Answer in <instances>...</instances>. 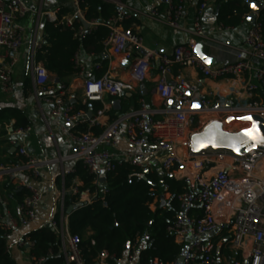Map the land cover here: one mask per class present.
Masks as SVG:
<instances>
[{"label":"built area","instance_id":"1","mask_svg":"<svg viewBox=\"0 0 264 264\" xmlns=\"http://www.w3.org/2000/svg\"><path fill=\"white\" fill-rule=\"evenodd\" d=\"M44 1L39 0V8L36 9L33 5L35 0H0V85L3 91L12 92L19 52L29 41L35 93L51 106V117L58 125H70L69 135L77 145L78 151L69 158L81 161L90 173L99 177L115 171L121 162L144 170L159 167V171L167 176L179 169L184 172L178 179L184 178L187 188L178 195L179 207L166 228L176 243L183 246L182 260L179 258L169 264H264V150L252 149L244 155L226 149L181 154L178 146L179 142L189 141L206 126L204 123L190 126L191 118L202 113L213 117L208 124L213 120L226 121L229 117L244 122L240 117L248 114L264 118V32L258 19L244 35V48L233 62L210 66L195 53V41L176 46L170 55L157 50H147L138 55L144 48L143 39L134 29L124 25L131 18L126 4L113 0L117 9L107 22L110 33L103 45L114 58L134 61L133 75L137 80L142 81L146 77L143 68H154L157 63L156 92L164 100L175 99L183 105L155 109L142 100L138 109L112 120L100 133H95L91 128L97 120L90 119L84 111L74 112V107L66 102L69 85L50 87L52 74L47 70L45 60L39 58V54L45 53L39 29L42 17L71 29L75 28L76 21H82L75 36L92 32L102 22L85 20L82 0H70L74 10L60 19L58 11L44 9ZM253 1L264 5V0ZM215 2L167 0L163 12L159 6H154L147 13L150 18L171 28L184 29L182 20L187 7L197 5L193 33L203 38V16L209 5ZM34 13L38 18L34 29L29 31L25 21ZM227 28L220 23L218 31ZM73 62L77 75L84 78L83 103L102 101L105 94L123 98L134 89L131 81L109 73L99 78L88 76L79 51ZM176 65L192 67L213 80L226 79L228 84L220 91L195 99L187 93V89H191L188 81L170 84L169 76ZM247 95L250 98H246ZM193 105H200V108ZM161 114L163 117L159 118ZM85 124L89 130L79 132L77 128ZM228 125L230 122L225 124V128ZM29 130L30 127L8 129L10 146L16 147L21 160L13 165L0 164V181L8 179L17 187L25 188L28 194L18 205V215L7 210L0 212V229L6 235L14 236L18 245H27L30 252L33 242L27 236V228L39 219L44 196L36 181L49 160L31 155L17 138ZM122 131L129 145L122 158L101 149L104 146L116 147ZM187 166L190 170H185ZM72 192L78 194L79 189L75 187ZM2 203L4 207L8 205L5 200ZM46 225L58 233L60 252L66 264H89L83 257L81 244L84 239L81 235L72 234L67 223L62 224L56 219H49ZM90 240L95 245V240ZM139 251L136 241L130 245L126 255L112 257L114 264H141ZM30 259L34 264L45 261V258H35L31 252ZM96 264H110L108 253L105 252ZM151 264L164 263L154 260Z\"/></svg>","mask_w":264,"mask_h":264},{"label":"crops","instance_id":"2","mask_svg":"<svg viewBox=\"0 0 264 264\" xmlns=\"http://www.w3.org/2000/svg\"><path fill=\"white\" fill-rule=\"evenodd\" d=\"M39 3V0H35L33 2L34 8L38 9ZM69 3H71L70 0H45L44 9L50 11L56 10L59 13L61 8L69 7ZM154 6H159L163 12L167 6V0H127L126 2V8L131 18L125 23H129L128 27L138 32L143 39L144 48L140 53H137L138 55H142L147 50H157L161 54L170 55L173 49L180 44H186L192 41H195V43L203 41L206 53L215 61L210 66L231 63L235 60L237 53L244 48L243 37L253 25L247 20L249 12L246 19L239 26L229 27L219 32L218 26L220 23L217 20L218 12L216 13L219 5L215 2L209 5L203 16L204 37L201 38L195 36L193 33L197 5L187 7L185 17L182 20L184 29H174L158 20L150 18L147 12ZM37 18V13L31 14L27 18L26 25L29 31L34 29ZM45 21L48 20L42 17L39 30L40 36L46 44L47 41L43 30ZM80 23L83 24L82 21ZM30 51L31 44L27 41L21 49L19 64L16 66L13 75L14 85L12 92L7 93L3 91L0 85V110L4 108L22 109L32 122L31 126H29L30 130L25 135L17 136V138L31 155L49 160V163L42 167L41 175L36 181L44 195L39 208V219L30 224L27 228L28 232L45 226L49 219H56L57 216L60 223L68 224L69 213H67V210L69 207L75 206L71 205L66 210L65 200L69 195L74 194L72 191L75 187L78 188V186L82 185L80 178L72 175L75 172L77 163L80 161L69 158L70 155L78 151L76 143L69 135L70 125H58L51 117V106L42 99H39L35 93V86L31 77ZM79 52L88 76L96 78L100 71L106 68V72L102 76L109 73L120 79L131 81L134 84V89L127 92L123 98H116L105 94L102 101H94L89 104L86 114L90 119L95 118L97 120L96 125L91 128L93 132H101L112 120L138 109L142 100H145L150 107L155 109L165 107L174 108L183 105L175 99L164 100L156 92L155 85L158 78L157 63L154 68H143L146 77L140 81L133 75L134 61L132 60V64L127 66V59L121 57L114 58L111 51L105 48V46L101 55L89 52L85 48H81ZM182 80L189 82L191 89H187V93L195 99L201 95L214 93L217 90L220 91L228 84L226 79L213 80L192 67H180L176 65L173 68L172 74L169 76L170 84L176 85ZM83 83L84 78L77 75L76 72L63 81H60L52 74L50 87L58 88L62 84L69 85V89L65 95L66 102L75 108L80 102L83 103ZM246 98H250V96L247 95ZM115 101H119V108L115 107ZM158 117L161 118L163 115H158ZM212 118L209 113L193 116L190 126L194 127L199 123L207 125ZM14 122V120H11L6 125L7 131L9 128H13ZM237 123H240V121L235 120L233 125ZM0 139H7V142L2 148L7 146L11 153H17V151L12 152L13 147L10 146V135L8 133ZM118 140L119 143L116 147L104 146L101 149L113 152L118 158H122L123 154L129 148L123 131ZM189 143L190 140L179 142L178 146L181 154L192 151ZM2 158H5V156H2ZM158 168L156 167L155 169L159 170ZM185 170L190 169L187 166ZM66 171L70 172L66 173ZM234 172L238 173L237 170H234ZM182 173L184 172L179 169V171L172 172L168 176H173L175 179H178ZM95 195V193L82 191L79 196V201L91 204ZM62 196H64L63 202ZM163 196L164 205L169 197L166 199L165 195ZM0 200L2 201L4 199L1 197ZM93 234L94 231L89 229L84 236L85 238L93 239ZM5 238L7 243L6 250L11 254L16 264H34L30 259V252L28 251L27 245H18L16 238L12 235H6ZM137 241L140 248L146 246L145 240L139 238Z\"/></svg>","mask_w":264,"mask_h":264},{"label":"trees","instance_id":"3","mask_svg":"<svg viewBox=\"0 0 264 264\" xmlns=\"http://www.w3.org/2000/svg\"><path fill=\"white\" fill-rule=\"evenodd\" d=\"M84 18L86 21L98 20L102 22L94 31L75 36L82 23L76 21L75 28L71 29L59 22L45 21L43 30L47 43L44 52L39 54L45 60L47 70L60 81L66 80L75 74L74 55L85 48L89 52L101 55L104 50L103 42L108 37L110 29L108 20L116 13L117 5L113 0H82ZM126 4L127 0H120ZM63 7L59 11V19L73 11L72 5ZM219 5L217 20L225 27H237L250 12L245 0H216ZM258 22L264 32V9L260 12ZM128 27L129 23L124 24ZM106 72L102 69L96 78ZM79 103L74 112H88L90 103ZM14 120V129H26L31 126V120L22 109L4 108L0 110V138L7 135L6 125ZM79 132L89 130L87 125L77 128ZM100 133V132H96ZM7 139H0V164L13 165L21 158L17 153H11L7 146H2ZM5 156V158H2ZM82 185L79 192L95 193L91 204L79 201L80 193L71 194L65 200V209L74 205L68 215V227L72 234L85 235L90 229L94 231L93 239L85 238L81 246L83 257L89 264H96L106 252L108 261L114 264L115 258L123 257L128 251V243L134 244L139 238L146 241V246L140 248L139 259L141 264H151L154 260L169 264L178 260L183 253V246L176 243L166 228L173 220L179 207L178 195L187 188V181L175 179L173 176L161 174L153 169L145 172L121 162L113 172L101 177L90 173L80 161L75 172ZM70 178V177H69ZM71 179V178H70ZM69 185V181H68ZM28 194L23 187H17L8 179L0 181V197L8 201L7 207L0 200V212L6 210L17 215V208ZM169 194V199L163 205L161 197ZM56 220L59 221L58 216ZM33 246L31 255L35 258H45L42 264H66L64 255L60 252V237L48 226H43L27 233ZM6 234L0 229V264H16L11 254L6 250Z\"/></svg>","mask_w":264,"mask_h":264},{"label":"water","instance_id":"4","mask_svg":"<svg viewBox=\"0 0 264 264\" xmlns=\"http://www.w3.org/2000/svg\"><path fill=\"white\" fill-rule=\"evenodd\" d=\"M247 5L250 8V13L247 17V20L254 24L256 23L258 16L260 12L264 9V5L260 2L253 1V0H245ZM219 7L216 9V13L218 12ZM197 46H199V53L197 54ZM195 53L197 56L202 59L206 64L213 65L215 62L212 57H210L206 51H205V45L203 41H198L195 45ZM202 57L209 58V62H206ZM132 64V61L130 59H127V66H130ZM115 107L119 108V101H115L114 103ZM196 107L200 108V105H197ZM250 116L251 120H243L246 122H250L251 126L246 129H252L253 131L249 134H245L244 130L242 129L240 131H227L225 129V124L227 122H231L234 120V117H229L226 121L221 120H213L210 124H207L200 132H197L193 135V137H196V141L194 142L193 137L190 139L189 147L192 150V152L199 153L204 150H208L210 148L212 149H226L230 150L235 154L238 155H244L247 152H249V149L254 150H264V142L261 141L260 137H264V118L260 117L259 115L255 114H248L243 117ZM241 118V117H240ZM253 122H255V128L253 126ZM219 125V127H217ZM256 137L254 139H250L249 136ZM206 144L207 147H202V145ZM215 144L216 147H213L212 145ZM233 146L239 148V151H234ZM196 149V150H194ZM16 151V147L12 148V152ZM149 170L146 169L145 172H148ZM162 174V171H160ZM100 180L102 182L105 181L104 177H101ZM162 204L164 203V196L161 197ZM74 209L73 206L69 207L67 210V213H71ZM130 243L127 245V249L130 248ZM182 260V258H180Z\"/></svg>","mask_w":264,"mask_h":264},{"label":"snow or ice","instance_id":"5","mask_svg":"<svg viewBox=\"0 0 264 264\" xmlns=\"http://www.w3.org/2000/svg\"><path fill=\"white\" fill-rule=\"evenodd\" d=\"M197 54H200L199 53V46H197ZM206 62H209V58H207V57H202ZM193 107H196V105H193ZM240 119H243V120H251L252 118L250 117V116H246V117H241ZM253 126H254V128H255V122H253ZM217 127H219V125H217ZM253 130L252 129H245L244 130V133L245 134H249V133H251ZM249 138L250 139H254V138H256V137H253V136H249ZM196 137H193V140H194V142L196 141ZM260 139H261V141L262 142H264V137H260ZM213 147H216V145L215 144H213L212 145ZM202 147H207V145L206 144H204V145H202ZM194 150H196V149H194ZM233 150L234 151H239V148H237V147H235V146H233ZM249 150H251V149H249Z\"/></svg>","mask_w":264,"mask_h":264},{"label":"rangeland","instance_id":"6","mask_svg":"<svg viewBox=\"0 0 264 264\" xmlns=\"http://www.w3.org/2000/svg\"><path fill=\"white\" fill-rule=\"evenodd\" d=\"M25 23H27V20L25 21ZM20 55H21V51L19 52V56ZM250 126H251L250 122L244 121V122H240V123H237V124H234V125H230V126L226 127L225 129L228 130V131H234L235 132V131H240L242 129L249 128ZM165 197L167 199V197H169V194H165ZM82 238L85 239V236L83 235Z\"/></svg>","mask_w":264,"mask_h":264},{"label":"bare ground","instance_id":"7","mask_svg":"<svg viewBox=\"0 0 264 264\" xmlns=\"http://www.w3.org/2000/svg\"><path fill=\"white\" fill-rule=\"evenodd\" d=\"M234 122H235V120H234L233 122H231L230 125H233ZM230 125H228V126H230ZM228 126H227V127H228Z\"/></svg>","mask_w":264,"mask_h":264}]
</instances>
